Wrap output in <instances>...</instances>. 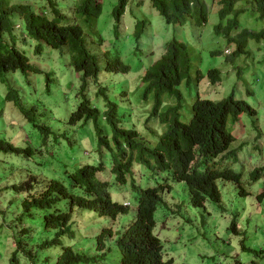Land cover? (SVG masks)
<instances>
[{"label": "rangeland", "instance_id": "obj_1", "mask_svg": "<svg viewBox=\"0 0 264 264\" xmlns=\"http://www.w3.org/2000/svg\"><path fill=\"white\" fill-rule=\"evenodd\" d=\"M7 1L10 5L30 4L35 13L40 7L39 0ZM140 1L142 0H129L124 15L115 29L116 23L112 13L117 0H98L101 4V13L94 29L103 40L101 46L97 45L91 28L85 30L87 48L96 56L98 63V82L90 83L88 99L100 114L106 110V102H113L117 106L119 127L133 128L151 144L157 142L158 135L166 126L160 124L155 117L147 124L144 123L151 110V99L145 101L141 98L143 90L141 78L162 56L165 46L173 40L185 43L189 49L190 82L188 84L184 81L178 88L182 95L178 111L180 122L187 123L190 120L191 106L197 96L201 99L219 101L228 97L232 91L236 99L244 100L257 112V129L253 128L246 115L228 127L234 138L230 150L234 151L236 158L220 163L221 168H228L233 173L240 174L245 193L243 197L238 194L232 182L218 181L220 206L206 202L205 210H198L190 207L183 183L168 182L170 193L165 201L170 204L171 209L159 206L155 212L154 234L162 243L163 260L172 259L173 264H264V199L261 204L256 201L258 191L264 189L263 52L258 49L257 44L249 42L250 57L237 58L233 65L227 62L233 52V46L227 45L223 38L213 35L219 9L217 0H204L209 15L207 23L199 30V38L189 22L182 26L166 25L162 17L150 7L148 0H145L144 5H139ZM68 5L71 6V3ZM60 6L65 4L62 3ZM239 20L242 27L258 30L256 23L247 14H241ZM138 22H143L144 29L141 30L140 27L141 37L136 43L134 34ZM14 27L15 48L40 72L28 75L14 72L0 77V140L4 139L17 148L30 146L33 151L32 156L28 158L0 153V264H8L13 252L17 250L18 241H21L25 249L29 246L25 241L28 240L26 233L20 234L21 229L31 227L32 235L35 237V241L29 246L33 248L32 251L37 249L41 239L51 237L47 234L48 231L41 228L38 215L34 216L33 221L26 217L20 219L23 213L20 203L24 196L23 192L12 190V185H19L28 179L37 184L52 178L70 188L68 174L83 164L98 162L92 123L88 121L75 126L65 125L66 118L80 103L79 75L68 67V53L52 50L43 42L40 44L41 50L37 52L38 43L26 36L20 18L14 20ZM22 35L24 40L20 37ZM115 53H118L116 56L123 64L129 66L127 74L104 72L105 55L111 59ZM210 68L219 69L220 88L217 87L218 84L209 85L207 70ZM238 68H241V75L247 86L240 78L238 79L236 74ZM197 72L202 76L200 79H197ZM98 86L106 88L108 99L96 96ZM247 87L253 91V96L246 93ZM11 90L19 94L21 107L31 111L36 123L50 127L52 133L44 144L42 134L33 127V123L22 115L13 102L6 101L8 94L10 99H14ZM123 92H126L124 94L126 97L122 96ZM102 125L104 126L103 122ZM147 126L153 127L155 134L151 133ZM104 128L109 134L110 131L108 132L105 126ZM258 133L261 137L257 136ZM104 154L106 156L103 155L102 161L107 171L100 173L97 179L109 183L108 192L112 201L127 203L130 205V212L133 213L137 192L130 188L129 182L121 187L123 189H118L119 186L114 184L113 176L109 173V156ZM259 168H263L262 176L253 181L251 174ZM134 169L135 184L141 189L161 185L166 177L145 170L140 165H135ZM177 203L180 205L179 212L174 214L173 206L177 208ZM232 217H235L238 235L229 231ZM129 219L130 214L118 218L111 225L114 236L111 242L106 243V247L108 249L111 246L112 249L107 250V262L103 264H119L115 234ZM104 225H109V222L91 212H82L77 222L71 224L73 229L79 230V234L74 232L73 239L63 238L61 244L92 256L95 253L93 236ZM260 249H263L262 253ZM38 255L35 264H42L44 257L41 253ZM50 255L53 257V254ZM17 259L19 264H30L19 251Z\"/></svg>", "mask_w": 264, "mask_h": 264}, {"label": "trees", "instance_id": "obj_2", "mask_svg": "<svg viewBox=\"0 0 264 264\" xmlns=\"http://www.w3.org/2000/svg\"><path fill=\"white\" fill-rule=\"evenodd\" d=\"M128 2L129 0H117L112 13L116 23L115 29L124 15ZM148 2L166 25L182 26L189 22L197 38H199V30L208 20L209 9L204 0H148ZM62 3L65 6L61 7ZM68 3H71V6ZM141 4L144 5L145 0L140 1L139 5ZM216 4L219 9L213 35L223 38L227 45L233 46V52L227 62L233 65L237 58L250 57L249 42L259 46L258 49L263 52L264 62V0H217ZM38 5L39 11L35 13L30 4L10 5L7 0H0V77L14 72L23 75L40 72L15 48L14 20L18 18L23 22L28 38L43 42L52 50L68 53V67L79 75L80 103L66 118L65 125L75 126L88 121L93 124L98 162L83 164L68 174L70 188L52 178L37 184L32 179H28L19 185H12V190L23 192L24 196L20 203L23 212L20 219L26 217L33 221L34 216L38 215L41 228L48 231L47 234L51 237L41 239L37 249L32 251L33 248L29 246L35 241V237L32 235L31 227L21 229L20 234L26 233L28 240L25 241L29 246L25 249L21 241H18L17 250L13 252L8 264H19L18 251L30 264H35L39 253L44 257L42 264L106 263L107 250L112 249L111 246L107 249L106 243L111 242L114 236L111 225L118 218L129 214L128 222L115 234L119 264H173L172 259L163 260L162 243L154 234L157 207L164 206L171 209L170 204L165 201L170 193L168 182L186 183L187 201L191 208L202 209L207 200L219 204L220 193L215 182L218 179L239 181V176L228 170L220 171L210 160L217 159L219 155L236 157L234 151L230 150L234 138L229 133L228 127L239 121L241 116L246 115L253 128L257 129V112L244 100L236 99L232 91L228 97L219 101L201 99L197 96L191 106L190 120L187 123L180 122L178 111L182 95L178 88L182 82L186 81L188 84L190 82L189 49L185 43L173 40L165 46L162 56L141 78L143 88L141 98L145 101L151 99V110L144 123L147 124L152 117H155L160 124L166 126V129L158 135L155 144L145 140L134 129H119L116 126L118 120L115 103L106 102V110L100 114L88 99L90 83L98 82V63L96 56L87 48L85 30L90 27L93 36L96 37L97 45H102L103 40L99 32L94 29L101 13V4L98 0H39ZM241 14H247L256 23L258 30L242 27L239 20ZM140 27L141 30L144 29L143 22H138L135 26L136 43L141 37ZM20 37L24 40L23 35ZM40 50L38 44L36 51ZM116 55L118 53H115L111 59L105 55L104 72L127 74L129 66L123 64ZM236 74L247 86L241 75V68L237 69ZM196 76L197 79L202 77L200 72H197ZM207 79L209 85L218 84L217 87H221L219 69H208ZM11 92L14 99H10L8 94L6 101L13 102L22 115L33 123V127L42 134L44 144L52 133L50 127L36 123L31 111L21 107L19 94L13 90ZM246 93L253 96V91L248 87ZM124 94L125 92L122 93ZM96 96L108 99L106 88L98 86ZM100 115L112 129L111 142L101 128ZM147 129L155 134L153 127L147 126ZM257 136L261 137L259 133ZM0 153L28 158L32 156L33 151L30 146L17 148L3 139L0 140ZM104 153L109 156V173L113 176L114 184L119 186L118 189H123L121 187L129 182L130 188L137 192L133 213L130 212V205L127 203L112 201L108 192L109 183L97 179L100 173L107 171L102 161ZM205 163L208 165L207 168ZM135 165H140L148 171L157 170L166 173L163 184L146 189L136 186ZM261 171L263 168L254 170L251 174L252 178H259ZM234 185L240 190V194L245 195L239 185ZM258 198L262 202L264 191ZM173 207L175 208L174 211L172 210L173 213L177 214L180 205L177 203V208ZM85 211L109 222V225L102 226L93 236L95 253L92 256L74 251L69 245L61 244L63 238L73 239L74 232H79L78 229H73L71 224H75L79 214ZM232 219L229 231L237 235L235 217ZM30 224L32 225V222ZM262 252L263 249H260V253ZM50 254H53L54 258Z\"/></svg>", "mask_w": 264, "mask_h": 264}, {"label": "clouds", "instance_id": "obj_3", "mask_svg": "<svg viewBox=\"0 0 264 264\" xmlns=\"http://www.w3.org/2000/svg\"><path fill=\"white\" fill-rule=\"evenodd\" d=\"M120 23V22H119ZM119 25V24H118ZM32 40V39H31ZM33 41H35V40H33ZM35 42H37V41H35ZM38 44H41V42H37ZM20 54H22L21 52H20ZM23 55V54H22ZM24 56V55H23ZM25 57V56H24ZM26 58V57H25ZM27 59V58H26ZM28 60V59H27ZM28 62H29V60H28ZM30 64V63H29ZM31 65V64H30ZM126 93V92H125ZM122 96H124V97H126L125 95H122ZM102 122H103V124H104V126L108 129V132L110 131V133L109 134H107L106 132H105V128H104V126L102 125ZM100 125H101V128H102V130H103V132H104V134L106 135V137L108 138V140H109V142H111L112 141V129H111V127L101 118V115H100ZM93 125V124H92ZM116 126L119 128V129H124V130H130V129H133V128H130V129H125V128H123V127H119V125H118V123H116ZM135 130V129H134ZM93 131H94V129H93ZM136 131V130H135ZM137 132V131H136ZM163 132V131H162ZM138 133V132H137ZM233 158H236V157H233V155H232V158L231 157H227L226 155H219L218 156V158L217 159H214V160H210V161H213L214 163H215V165L217 166V168L220 170V171H226V170H228V171H230V172H232L230 169H228V168H221L220 167V163L221 162H223V161H225V160H232ZM208 167V165H207V163H205V168H207ZM260 169V168H259ZM256 170V169H255ZM154 172H157V173H160L161 175H166V173H162V171H157V170H153ZM233 173V172H232ZM253 173V172H252ZM234 175H238L239 176V181H234V180H229V181H224V180H222V179H218L216 182H215V185H217V182L218 181H221V182H232L233 183V185L234 184H237V185H239L240 187H241V189H242V191H243V186H242V184H241V181H240V174H237V173H233ZM259 178L262 176V171L259 173ZM251 179L254 181V180H256V179H258V178H256V179H253L252 178V176H251ZM177 183H179V182H177ZM180 183H183L184 184V187H185V190H186V194H187V198H188V191H187V185H186V183H184V182H180ZM234 187H235V185H234ZM264 191V189L263 190H259L258 191V193H259V195L256 197V201H257V203L258 204H261V201L259 200L260 198H258L259 196H260V194L262 193ZM237 192H238V194L240 195V196H244L243 194H240V190H238L237 189ZM244 192V191H243ZM220 193V192H219ZM242 193V192H241ZM220 200H221V195H220ZM206 202H211V201H209V200H207V201H205V203H204V206H203V208L202 209H200V210H205V204H206ZM221 202V201H220ZM211 203H213V202H211ZM213 204H216V205H218V206H220V203L218 204V203H213ZM193 209H195V208H193ZM199 210V209H198ZM221 210H223V208H221ZM239 233H238V231H237V235H238ZM234 235H236V234H234ZM243 250H246L245 248H243ZM173 261V260H172ZM237 264H240V263H237Z\"/></svg>", "mask_w": 264, "mask_h": 264}]
</instances>
